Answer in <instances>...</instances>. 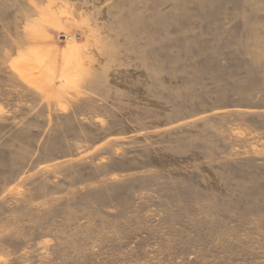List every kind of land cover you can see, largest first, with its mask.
<instances>
[{
  "label": "rangeland",
  "instance_id": "1",
  "mask_svg": "<svg viewBox=\"0 0 264 264\" xmlns=\"http://www.w3.org/2000/svg\"><path fill=\"white\" fill-rule=\"evenodd\" d=\"M0 264H264V0H0Z\"/></svg>",
  "mask_w": 264,
  "mask_h": 264
}]
</instances>
